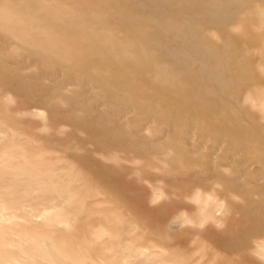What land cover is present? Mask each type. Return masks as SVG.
<instances>
[{
	"label": "bare ground",
	"instance_id": "1",
	"mask_svg": "<svg viewBox=\"0 0 264 264\" xmlns=\"http://www.w3.org/2000/svg\"><path fill=\"white\" fill-rule=\"evenodd\" d=\"M263 192L264 0H0V264H264Z\"/></svg>",
	"mask_w": 264,
	"mask_h": 264
},
{
	"label": "rangeland",
	"instance_id": "2",
	"mask_svg": "<svg viewBox=\"0 0 264 264\" xmlns=\"http://www.w3.org/2000/svg\"><path fill=\"white\" fill-rule=\"evenodd\" d=\"M13 56H14L15 60L18 59L17 56H16V54H13ZM37 59L40 60V58H38V57H37ZM29 65H30V69L27 68V66H29ZM12 66L14 68H17L22 73H27V72L30 73V71L36 70V68H38V67L41 70L43 69L42 68V63L40 61H34L33 63H30L29 61L24 60V59L21 60L18 63L12 64ZM26 77L29 80H33V82L34 81H39V82H43L44 84H48L50 82V80L48 78L44 77V76H42V77L36 76L35 77V75H33L31 73H30V76H26ZM70 87H71V89H76V87H73V86H70ZM55 90L58 91V92H60V93H64V92H61V91H66L67 90V87H63V86L60 85V90L57 89V88ZM50 92H52V90H50V89H48L46 91V93H48L49 96H50ZM63 95L64 96L52 95V97L55 100L58 101V105L61 106L62 109H63V111H64L63 112L62 110H60L61 114L62 115L65 114V115L72 116L75 113H78V112L81 113L80 112L81 110H79V108L77 106H75V107L73 106L74 108L73 107H70V109L67 110V108L65 106L68 104V102L66 100V96H68V93H64ZM39 96L42 97L41 95H39ZM12 103H14V101H12ZM33 107H35V105H33ZM55 107H58V106H55ZM93 108H94L93 109L94 110L93 113L94 112H98V109H101L99 107V105L96 106V107L94 105ZM107 113H108V116H109L110 115V112L108 111ZM46 114H47V117L48 118H54L55 117V114H57V112H53L52 113V111H46ZM59 120H61V118ZM56 124H57V126H60V123L59 122H57ZM64 125H66V124H64ZM70 128H71L70 125L66 126V129L71 130ZM78 132H79V137L80 138L82 137L81 139H83L82 141H83V143H85L86 142L85 139L87 137H89L88 136V133L87 132H83V131L82 132L81 131H78ZM124 142L126 144L122 142L123 147L118 148L117 146H115V149L112 150L111 152H107L106 157L105 158H101V160L106 165L112 164L114 162H120L123 165V167L125 168V171L128 174H130V176H129L130 179H135L137 181H139V180L141 181V180H143V179H140L141 177L139 176L141 174L140 173L141 170H140L139 164H138V162L136 160L142 161V160H145L146 159V162H147L150 159H153L154 153L152 152V149L150 148L149 145H144V148L147 149V151L144 152V154L146 156H142V155L140 156V155L133 154L134 153L133 152L134 149L130 145L140 147L139 145H143V144H146V143H144L143 141L141 142V140L136 141V142H131L128 139H125ZM91 148H92V146H90L89 144H85L84 148L82 147V149H80V151L82 153L83 152H86L87 153L88 151L86 149H91ZM92 153H93V151H91V154ZM164 153H165L164 151L160 152L159 154H157V156H155L154 160H151L150 162L147 163V166L149 167V169L153 173H155L156 176L159 175V174H162L161 168H162L163 165L165 167H167V168L172 167V166H168V164H165V163L163 164V161H162L163 155L162 154H164ZM193 155L197 159L198 153H194L193 152ZM114 156H115V159L113 158ZM94 157H96L97 159H99V157L97 155H94ZM124 157H127V160H125ZM158 166H160V168ZM153 167H157V168H155L153 170ZM255 167L256 166H254V168ZM227 178H232V176L231 175H227ZM240 182H241V180L238 183H240ZM250 184L252 186H253V184L255 185V183L252 182V181L250 182ZM230 188L231 187H229L227 184H222L221 183V184H218L215 187V191H217L218 193H220V191H225L226 193L229 194L230 193V191H229ZM239 189H241V188H239V185H237V186H235V188H232V190H231V191H234V193H232V194L235 195L236 196L235 198H237L238 200L241 199L240 197H238L239 195L236 193V192L239 191ZM239 194H241V193H239ZM229 195H231V193ZM254 196L255 197H263L264 196V192L261 195H257L256 194ZM174 229H176L175 232H177L179 230V229H177V226H175V225H174ZM252 238H253L252 240H258V241L264 240V232H255V233H253Z\"/></svg>",
	"mask_w": 264,
	"mask_h": 264
}]
</instances>
